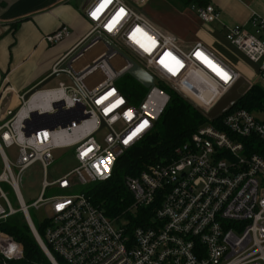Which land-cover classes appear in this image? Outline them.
Masks as SVG:
<instances>
[{
  "label": "built area",
  "instance_id": "1",
  "mask_svg": "<svg viewBox=\"0 0 264 264\" xmlns=\"http://www.w3.org/2000/svg\"><path fill=\"white\" fill-rule=\"evenodd\" d=\"M146 3L92 0L82 11L90 31L52 71L73 56L64 75L71 84L41 90L50 98L36 110L33 96L25 101L21 95L18 105L0 116V222L21 214L51 264H59L57 258L65 264H264V121L256 112L233 109L238 103L217 125V119L200 125L169 158L126 177L131 205L120 215H106L85 192L109 181L118 160L152 133L170 101L158 84L204 110L198 104L206 98L197 91L200 82L218 90L214 105L242 77L204 43L185 46L157 27L141 11ZM191 11L205 25L220 19L211 4ZM225 32L233 48L260 65L264 84V21L253 17ZM70 36V27L61 25L44 41L54 46ZM98 43L103 51L77 71L74 64ZM121 53L154 77V86L136 102L116 85L132 67ZM92 75L102 80L89 87L85 80ZM33 114L57 119L34 120ZM53 122L58 125L51 128ZM33 126L47 127L27 136ZM11 148L17 149L14 162L6 153ZM62 150L73 154L76 166L49 182L54 152ZM37 164L44 173L41 194L26 206L19 184ZM1 184L11 187L18 209ZM76 186L83 192L45 196L49 189L66 192ZM31 208L49 213L40 223L41 236ZM23 259L22 245L0 232V264Z\"/></svg>",
  "mask_w": 264,
  "mask_h": 264
},
{
  "label": "crops",
  "instance_id": "2",
  "mask_svg": "<svg viewBox=\"0 0 264 264\" xmlns=\"http://www.w3.org/2000/svg\"><path fill=\"white\" fill-rule=\"evenodd\" d=\"M208 1L220 13V19L213 25H205L193 13L195 34L200 38L208 37L203 33L206 27L219 26L225 31L226 27L248 25L253 17L264 21V0ZM84 2L0 0V103L11 92L8 108L16 107L18 97L53 73L54 66L85 38L89 24L82 13ZM61 25L70 27L71 36L55 46L48 45L44 38ZM197 41L204 43L203 39L194 40Z\"/></svg>",
  "mask_w": 264,
  "mask_h": 264
},
{
  "label": "trees",
  "instance_id": "3",
  "mask_svg": "<svg viewBox=\"0 0 264 264\" xmlns=\"http://www.w3.org/2000/svg\"><path fill=\"white\" fill-rule=\"evenodd\" d=\"M179 1L189 7H206L210 3L208 0ZM159 86L170 95V101L152 133L118 160L109 181L89 185L86 188L85 192L92 202L100 206L110 217L120 215L131 205L123 183L126 177L136 176L148 165L172 156L174 150L181 146L200 125L209 121L198 108L178 92L163 84ZM145 91L142 86L134 82L130 90L125 93L130 100L136 102L144 96ZM238 107L250 112L264 111V89L258 85L253 86L233 109ZM220 119L221 117L214 124L217 125ZM146 215L148 216V213ZM36 227L40 236L43 235V225L38 224ZM0 232L10 235L22 245L24 259L20 264H51L21 214L1 221ZM57 260L59 264H65L61 259L57 258Z\"/></svg>",
  "mask_w": 264,
  "mask_h": 264
},
{
  "label": "rangeland",
  "instance_id": "4",
  "mask_svg": "<svg viewBox=\"0 0 264 264\" xmlns=\"http://www.w3.org/2000/svg\"><path fill=\"white\" fill-rule=\"evenodd\" d=\"M145 16L150 19L157 27L164 28L163 30L166 33L176 36L185 46L194 42L197 39H203L205 45L214 50L225 62H227L232 68H234L240 75L246 79L250 84L258 85L264 89V84L260 81L259 73V64L251 63L247 60L241 53H239L235 48H233L225 38L226 32L219 26H213V28L203 29V33L208 34V37H198L195 32L196 27L193 24L194 14L191 11V7L185 6L179 0H147V3L141 10ZM197 25L199 22L195 20ZM193 25V26H192ZM87 31H90V25L86 26ZM55 46V45H54ZM104 47L101 43H98L95 47L89 50L82 59L74 64V68L78 71L82 66L90 63L95 57H97ZM102 79L98 75H92V77L85 80V83L92 87L99 83ZM135 81L129 76L124 77L123 79L117 82V87L122 90L123 94L126 96L125 91L127 92L132 87ZM59 83H65L70 85V81L66 76H59L53 82H51L45 89H51L58 87ZM137 83V82H136ZM159 86V84H158ZM252 88V87H251ZM197 91L205 95L204 101L198 102V104L204 107V111H208L212 107L213 97H218V90L209 83L200 82ZM146 92V91H145ZM195 100V99H194ZM197 102V99L195 100ZM257 117L264 121V112L256 111ZM104 135V132L101 134ZM8 157L12 162L17 158V149L11 148L6 150ZM73 155V154H72ZM69 151H56L54 152L55 163L49 168L47 180L51 182L53 179H57L65 175L73 167L76 166V163L73 159V156ZM3 171V164L0 159V175ZM13 172L16 174L17 170L13 169ZM44 180V173L39 164L34 165L28 169L22 176V180L19 184V189L24 200V203L27 205L32 204L35 200L38 199L42 190V181ZM75 180V179H74ZM3 192L7 195L11 205L14 209H18V203L15 197V194L11 187L7 184H1ZM83 192V188L76 186L73 190L62 192L54 189H49L45 196L46 198L52 197L55 195H78ZM30 216L35 224H39L46 217V214H49L44 209L35 210L31 208L29 210ZM132 231V230H130Z\"/></svg>",
  "mask_w": 264,
  "mask_h": 264
},
{
  "label": "water",
  "instance_id": "5",
  "mask_svg": "<svg viewBox=\"0 0 264 264\" xmlns=\"http://www.w3.org/2000/svg\"><path fill=\"white\" fill-rule=\"evenodd\" d=\"M92 0H85L82 11L88 6V4ZM121 55L132 65V67L126 72V75L132 78L135 82H137L140 86H142L144 89L149 90L154 86V77L150 75L148 72H146L140 65H138L134 60L129 58L124 53H121ZM73 56L67 59L62 65L60 66V70L57 73L50 74L45 80L40 82L38 85L33 87L31 90H29L26 94H24V100H29L32 96H34L36 93L40 92L44 88H46L51 82H53L56 78L59 76L66 75V71L69 69L68 64L71 63ZM243 77H241L236 84L228 90V92L225 93L219 100H217L214 105H212L211 109L208 111H204L200 109L196 104H194L192 101H190L188 98L180 94L182 97H184L188 102H190L192 105H194L196 108H198L204 117L209 121H214L224 115L225 113L229 112L236 104L246 95V93L251 89L250 83L245 81ZM175 90V89H174ZM12 93L9 92L1 101L0 103V116L4 115L7 108L10 106V103L12 102ZM32 118L36 120L37 118H45L50 120H56V116H38L37 114H33ZM84 117H80L79 119H83ZM32 124V123H29ZM34 125V124H33ZM58 125V122H53V124L50 125L51 128ZM63 124V126H65ZM47 127V126H41ZM40 126H33L32 129H27V136L30 135L32 132H36L38 129L41 128Z\"/></svg>",
  "mask_w": 264,
  "mask_h": 264
},
{
  "label": "bare ground",
  "instance_id": "6",
  "mask_svg": "<svg viewBox=\"0 0 264 264\" xmlns=\"http://www.w3.org/2000/svg\"><path fill=\"white\" fill-rule=\"evenodd\" d=\"M50 93H46L43 91H40L36 95L33 96L31 99L30 105L33 110H36L37 108H42L45 106V104L49 101Z\"/></svg>",
  "mask_w": 264,
  "mask_h": 264
},
{
  "label": "snow or ice",
  "instance_id": "7",
  "mask_svg": "<svg viewBox=\"0 0 264 264\" xmlns=\"http://www.w3.org/2000/svg\"><path fill=\"white\" fill-rule=\"evenodd\" d=\"M108 0H104V3H107ZM102 6V5H101ZM99 10V9H98ZM121 11H123V9H121ZM93 16H95V13H93ZM127 142V141H126Z\"/></svg>",
  "mask_w": 264,
  "mask_h": 264
}]
</instances>
